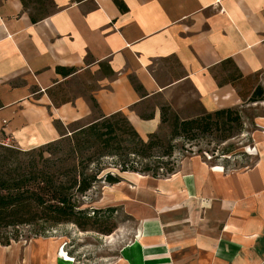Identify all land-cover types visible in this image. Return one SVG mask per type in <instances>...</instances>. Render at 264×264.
<instances>
[{"label":"crops","instance_id":"obj_1","mask_svg":"<svg viewBox=\"0 0 264 264\" xmlns=\"http://www.w3.org/2000/svg\"><path fill=\"white\" fill-rule=\"evenodd\" d=\"M119 1L123 10L113 0H52L54 11L32 23L22 0H0V142L52 143L56 124L92 122L90 98L102 115H125L145 141L161 125L154 102L182 103L190 90L207 113L234 109L237 89L214 72L264 76V0ZM255 125L264 130V117ZM252 145L244 170L191 157L163 178L117 173L93 204L127 218L117 233L126 240L97 264H264V131ZM63 245L0 244V264H90Z\"/></svg>","mask_w":264,"mask_h":264},{"label":"trees","instance_id":"obj_2","mask_svg":"<svg viewBox=\"0 0 264 264\" xmlns=\"http://www.w3.org/2000/svg\"><path fill=\"white\" fill-rule=\"evenodd\" d=\"M113 1L121 10L124 9L119 0ZM45 2L50 3L54 11L52 0H22L32 23L53 12L42 15L31 12V4L40 6ZM213 78L219 85L231 84L241 99L246 94L240 87L246 88L249 84L254 86V99H260L264 94L261 86L250 83L254 78H243L231 66L215 71ZM89 101L92 114L96 113L98 117L86 125H80L79 122L70 124V131H67L68 126L62 128L56 124L61 136L52 143L24 151L0 142L1 245L7 246L12 240L18 241V230L22 227H38L39 234L36 237L42 238L50 237L58 226L66 224L111 235L115 226L107 228V225L117 210L84 208V202L96 185H114L121 181L118 175L109 172L104 174L107 168H118L120 173L132 172L153 178L167 177L176 171L170 162L163 161L172 157L173 147H164L156 133L148 135L144 141L125 115H102L94 99L90 98ZM232 116H235V120H232ZM239 119L234 109L203 113L190 120L175 119L172 137L186 138L192 131L203 133L213 127L223 132L224 142L232 137V130L224 126L233 121L238 123ZM164 121L161 115V125ZM159 149L164 151L156 154ZM224 153L230 152L225 150ZM106 160L113 162L106 167Z\"/></svg>","mask_w":264,"mask_h":264},{"label":"rangeland","instance_id":"obj_3","mask_svg":"<svg viewBox=\"0 0 264 264\" xmlns=\"http://www.w3.org/2000/svg\"><path fill=\"white\" fill-rule=\"evenodd\" d=\"M42 6V7H40ZM31 4L30 9L33 14H44L46 12L53 11L50 3L45 2L43 5ZM254 85H259L264 93V76H257L250 81ZM242 91L245 92V96L241 99L240 107L234 108L238 113L240 119L239 122H230L224 127L231 129L232 137L223 142V132L216 131L213 127L207 132L192 131L185 137L176 136L173 138V123L175 119L190 120L192 118L207 113L203 111L197 104L195 96L190 90L184 91L179 94L182 103H177L175 98H172L170 104L164 99L154 102L160 104L161 115L165 121L159 126L156 134L163 142L164 147L172 146L173 154L170 159H163L164 162H170V166H174L175 170L178 169L181 161L185 158L197 157L203 162L212 166H222L225 169L232 170H244L253 166L254 156L257 153L255 146L252 145L255 132L264 131L261 128L256 127V119L264 117V94L260 99H254V86L249 84L246 88L241 86ZM189 91V92H188ZM181 102V101H180ZM98 115L93 113L90 121L96 119ZM235 120V116L231 117ZM80 123V122H79ZM86 122H81L80 125H86ZM72 128L67 127V131ZM189 138V139H188ZM147 140V139H146ZM145 140V141H146ZM171 142V143H169ZM15 146L13 143H8ZM31 150V149H29ZM229 150L230 153L225 154L224 151ZM28 151V150H24ZM164 149H159L156 154H160ZM47 156V155H46ZM111 160H106L104 163L106 167L110 166ZM111 173L117 175L119 173L118 168L109 167L104 171L105 173ZM103 185L98 184L89 193L84 208H94V199L99 195V191ZM127 218L119 211L113 215V218L108 222L107 228L115 226L111 235L102 234L98 230L87 228L82 230L74 224H66L58 226L54 232L51 233L52 238L59 239L63 243L65 253L71 254L73 259L81 263H104L113 257L115 252L121 243L125 242L126 238L117 235L121 230V227L128 225ZM121 226V227H120ZM38 227H22L19 228L18 241L12 242H26L30 239L37 238L39 234Z\"/></svg>","mask_w":264,"mask_h":264}]
</instances>
